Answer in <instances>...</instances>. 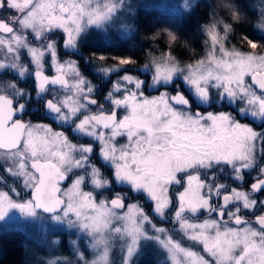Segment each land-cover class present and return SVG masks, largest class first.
Instances as JSON below:
<instances>
[{
    "label": "snow or ice",
    "instance_id": "obj_1",
    "mask_svg": "<svg viewBox=\"0 0 264 264\" xmlns=\"http://www.w3.org/2000/svg\"><path fill=\"white\" fill-rule=\"evenodd\" d=\"M201 4L200 55L178 58L155 19L159 54L105 67L89 38L132 39L153 0H0V249L19 233L17 264H141L150 244L170 264H264V0L180 15Z\"/></svg>",
    "mask_w": 264,
    "mask_h": 264
},
{
    "label": "trees",
    "instance_id": "obj_2",
    "mask_svg": "<svg viewBox=\"0 0 264 264\" xmlns=\"http://www.w3.org/2000/svg\"><path fill=\"white\" fill-rule=\"evenodd\" d=\"M204 11V5L201 4L200 8L196 11V13L188 19H184L181 15H167L158 13L154 10H150L146 14L142 12L143 28L141 30L140 35L144 38H148L150 37V34L156 30L157 27L168 26V24L166 23H161L159 25H153L152 23L150 24V28H145L146 23L144 19H146L147 21H153L155 19H158L162 22H168L172 24V26L178 29L181 36V40L176 45L179 48L175 49V55H177V57L182 60H189V57L193 56V54L198 55L202 50V37L199 36L197 25L201 23V14ZM147 26L149 27V24H147ZM250 35L256 42H260L259 34L257 32L253 31L250 33ZM185 39L189 42L187 47H185L184 45ZM240 40L241 34L239 30L236 31L234 38H229V42L235 45H240ZM158 42L159 46H166V43H162L161 39ZM177 50L183 51L186 57L185 55H183V53H179ZM18 237L19 236H11L8 240L4 239L2 251L0 254V257H2L3 260V264H17V262L21 259V249Z\"/></svg>",
    "mask_w": 264,
    "mask_h": 264
},
{
    "label": "flooded vegetation",
    "instance_id": "obj_3",
    "mask_svg": "<svg viewBox=\"0 0 264 264\" xmlns=\"http://www.w3.org/2000/svg\"><path fill=\"white\" fill-rule=\"evenodd\" d=\"M145 23L146 26L145 28H150V24H152V21H147L146 19ZM147 24H149V27L147 26ZM148 30V29H147ZM141 31L139 32V34L137 33L132 39L130 40H121L118 41L114 46H108L104 44V37L102 33L99 32H94L93 36L89 38V42L87 43V45L85 46L84 49H82L85 57L88 56H94V57H99L100 55H104L106 58H108L105 62H100L98 59L95 60V64L99 65L101 63H103V66L107 67L109 66L113 61L112 58L113 57H126L130 54H135L136 56H139L141 58H143V56L146 54V52L149 50V45H153L155 44L154 41H152L150 39V37L148 38H144L141 35ZM113 39L116 40L118 34L112 33L111 34ZM158 48V46H156ZM163 46H161L160 48H162ZM141 48H143V51H141ZM158 48V49H160ZM157 49V50H158ZM68 58V57H65ZM75 58V57H73ZM48 74H54L53 72H50ZM87 74V73H86ZM89 78L91 79L92 76H89ZM112 79L115 80L116 76L113 75ZM94 82H97L96 80H94ZM211 110V109H209ZM123 142V141H121ZM253 177L255 175V173H252ZM12 233H14L12 236H19V243L20 240L22 239V237L18 234L12 231ZM17 234V236H16Z\"/></svg>",
    "mask_w": 264,
    "mask_h": 264
},
{
    "label": "rangeland",
    "instance_id": "obj_4",
    "mask_svg": "<svg viewBox=\"0 0 264 264\" xmlns=\"http://www.w3.org/2000/svg\"><path fill=\"white\" fill-rule=\"evenodd\" d=\"M184 2V0H153V7L151 8V10H154L158 13H162V14H167V15H180V10H179V5H181ZM253 2H257V0H253ZM162 43H166L165 39H161ZM235 44H232L231 42L228 43V47H231ZM154 46H158V48H160L161 46H159V42H155ZM240 46V45H237ZM165 46H163L160 49H163ZM246 48V46H244ZM157 48V49H158ZM179 47L175 46V49H177ZM157 50L156 54H159V50ZM179 53H183V51L181 50H177ZM204 51V49L202 48L201 52L198 54L200 55L202 52ZM148 52V51H147ZM146 52V53H147ZM183 55H185L183 53ZM195 55V54H193ZM186 57V55H185ZM184 61H188V60H184ZM255 176V175H254ZM13 215H18L13 213ZM40 230V225H37V231ZM57 231V229L52 226L51 224H47L45 226V234L48 236L49 239H56V236H53L52 233ZM14 233H12V231L9 229V231L7 232V234L3 237V241L2 244L4 243V239L8 240ZM19 234V233H18ZM75 238V237H73ZM2 249H0V254H1ZM143 257H137L138 260L141 261V264H170V261L167 257V253L165 250L160 249L158 246L154 245V244H150L147 249H143ZM111 259H117L118 260V251L115 255L110 256Z\"/></svg>",
    "mask_w": 264,
    "mask_h": 264
}]
</instances>
